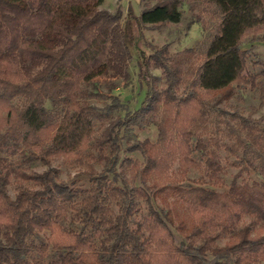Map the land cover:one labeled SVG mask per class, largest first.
Returning <instances> with one entry per match:
<instances>
[{
  "label": "trees",
  "instance_id": "trees-1",
  "mask_svg": "<svg viewBox=\"0 0 264 264\" xmlns=\"http://www.w3.org/2000/svg\"><path fill=\"white\" fill-rule=\"evenodd\" d=\"M102 1L0 0V264H263L264 116L216 105L245 88L264 104V61L241 47L264 34V0H141L124 17ZM183 3L186 29L199 6L214 19L201 47L147 43L143 30L178 23ZM131 61L142 99L113 118L112 80L128 79ZM102 84L106 94L91 90ZM133 126L156 139L123 147ZM222 152L237 169L228 186ZM54 160L82 168L89 187L62 180ZM191 170L200 177L185 188ZM168 189L190 220L184 240L157 204Z\"/></svg>",
  "mask_w": 264,
  "mask_h": 264
},
{
  "label": "rangeland",
  "instance_id": "rangeland-1",
  "mask_svg": "<svg viewBox=\"0 0 264 264\" xmlns=\"http://www.w3.org/2000/svg\"><path fill=\"white\" fill-rule=\"evenodd\" d=\"M120 4L122 10V17L125 16L128 5H132L135 13H140L142 9L141 0H103L99 5V9L107 10L109 12H114L116 5ZM181 17L178 23L168 24L161 28L160 30H150L145 28L143 30V37L147 43L152 45H167L170 52H177L185 48H199L205 42L206 38L212 33L215 22L211 17V12L205 7L199 6L195 10L196 21L191 25L190 29H186V25L189 20H191V11L189 9V4L183 3L181 7ZM258 40L251 39V36L245 37L241 43V47L244 50L255 53L261 60L264 61V34L259 35ZM247 69L251 71L250 60L247 61ZM126 72L129 75L128 79H114L112 80L113 90L111 94L117 97L120 107L112 112V116H124L126 112H132L136 109L142 99L141 88L137 80V66L135 61L128 63L126 67ZM151 72L159 77H162L160 70L151 69ZM93 92L100 90L101 92H107L105 86L99 85L97 89L92 88ZM93 105L98 107H103L105 103L109 102L108 98H102L100 96H95L90 99ZM46 108L50 109L51 105L46 102ZM219 110L226 111L228 113L238 111L244 116L252 115L254 118H259L264 116V104H260L259 91L257 89L245 88L242 90H237L233 97L228 101H223L216 105ZM220 113L217 110H212L210 112V130L214 132L215 124L214 120L218 119ZM224 118V117H223ZM124 138L121 140V144L124 147L126 140L145 139L149 138L154 141L156 139V129L150 127L147 129H139L136 126L130 127L122 132ZM126 156L125 154L122 155ZM133 158H139L138 155H133ZM234 157H227V154L222 152V162L225 166L224 181L226 186L230 183L232 176L235 174L237 169L232 165ZM52 166L56 167L60 171V178L66 181H73L75 186L87 188L89 187L88 179L85 174L82 173V168L74 166L73 164L64 163L61 160H54ZM97 170L101 169V165L95 166ZM45 167L39 162H34L29 166V170L40 172L44 170ZM176 164L172 166L167 175L171 180H177L176 175ZM124 172V168H121ZM130 175L126 173V180H129ZM200 177L199 173L191 170L188 174V180L182 182L180 185L185 188H190L194 186L195 181ZM251 177V176H250ZM257 179V177H252ZM14 187H9L10 196H14ZM175 191L168 189L162 196V198L157 200V204L166 212L169 219L171 220L170 228L173 234L178 237L179 240H184L185 234L188 233V228L190 226V220L186 214L183 204L176 197ZM117 210V207H115ZM225 242L224 238L218 241L219 245H223ZM157 258L154 260V264H168L167 262H162ZM264 264V263H263Z\"/></svg>",
  "mask_w": 264,
  "mask_h": 264
}]
</instances>
